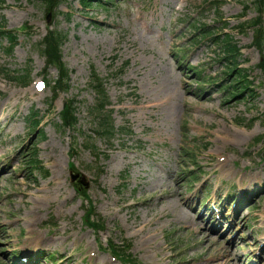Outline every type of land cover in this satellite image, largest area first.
I'll list each match as a JSON object with an SVG mask.
<instances>
[{
	"label": "rangeland",
	"instance_id": "obj_1",
	"mask_svg": "<svg viewBox=\"0 0 264 264\" xmlns=\"http://www.w3.org/2000/svg\"><path fill=\"white\" fill-rule=\"evenodd\" d=\"M2 1L0 28L17 46L9 54L0 38V264H264V53L241 26L257 15L244 9L252 0H94L89 9L61 0L52 11ZM51 26L67 35L71 69L54 109L58 69L40 50ZM200 26L238 42L236 70L250 68L253 90L218 92L236 72L227 74L221 46L202 40ZM26 68L27 86L7 79ZM92 68L106 79L119 130L111 141L95 134L88 110ZM74 97L79 124L64 131L59 112ZM32 111L47 115L39 132ZM222 129L244 132L242 144ZM221 154L234 175L211 165ZM71 173L89 183L84 195Z\"/></svg>",
	"mask_w": 264,
	"mask_h": 264
},
{
	"label": "trees",
	"instance_id": "obj_2",
	"mask_svg": "<svg viewBox=\"0 0 264 264\" xmlns=\"http://www.w3.org/2000/svg\"><path fill=\"white\" fill-rule=\"evenodd\" d=\"M43 3H45L47 6H54L57 2V0H42ZM56 1V2H55ZM254 4H256V7L258 9V18L263 14L264 10V0H255ZM57 6V5H56ZM258 18L254 21H251L249 25L253 27V29L257 32V35L262 40L264 39V30L262 29V24L258 21ZM206 31V28H202ZM210 34V33H209ZM208 34V35H209ZM207 36V35H206ZM64 42V37L61 34L55 33L51 31L48 36L45 38V42L43 44V53L46 56L47 59V65H56L60 68V71L62 72V76H65V66L61 60V46ZM221 44L225 46V52L228 54L227 60L233 59L238 57L239 54V48L237 43L233 42L230 39H224L220 40ZM259 46H261V43L259 41ZM27 78L26 75L18 76L16 77V80L24 81ZM92 86L98 93V102L96 104L97 107H99L98 112L105 110V108L109 105L108 102V96L106 93V90L103 85L102 79L94 72L92 75ZM242 92V90H240ZM104 117L103 121L101 122L102 129V135L108 137V134H113V122L111 120V112L109 110H105V113L103 114ZM67 126L70 124L65 123Z\"/></svg>",
	"mask_w": 264,
	"mask_h": 264
},
{
	"label": "bare ground",
	"instance_id": "obj_3",
	"mask_svg": "<svg viewBox=\"0 0 264 264\" xmlns=\"http://www.w3.org/2000/svg\"><path fill=\"white\" fill-rule=\"evenodd\" d=\"M223 130V134H224V139L226 142H233L234 144L240 145L242 144L243 139L245 138L244 132H240V131H231V130ZM227 137L231 138V140H229ZM231 158L229 155H225V154H221L219 155L216 160L213 161V163L211 164L215 170H219V172L223 175L225 174H229V175H234L235 172L231 171ZM254 170H251L249 174L254 173ZM247 173V172H246ZM245 174V173H244ZM248 174V173H247ZM180 188V184H176L174 189L171 192H177V190ZM165 198L161 199L162 202H164ZM30 214H32L34 216V214L32 212H29ZM105 263L109 264L110 261L109 259H105Z\"/></svg>",
	"mask_w": 264,
	"mask_h": 264
},
{
	"label": "snow or ice",
	"instance_id": "obj_4",
	"mask_svg": "<svg viewBox=\"0 0 264 264\" xmlns=\"http://www.w3.org/2000/svg\"><path fill=\"white\" fill-rule=\"evenodd\" d=\"M42 87V86H41Z\"/></svg>",
	"mask_w": 264,
	"mask_h": 264
}]
</instances>
